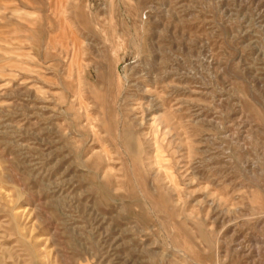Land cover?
Wrapping results in <instances>:
<instances>
[{"label":"rangeland","instance_id":"obj_1","mask_svg":"<svg viewBox=\"0 0 264 264\" xmlns=\"http://www.w3.org/2000/svg\"><path fill=\"white\" fill-rule=\"evenodd\" d=\"M0 264H264V0H0Z\"/></svg>","mask_w":264,"mask_h":264}]
</instances>
